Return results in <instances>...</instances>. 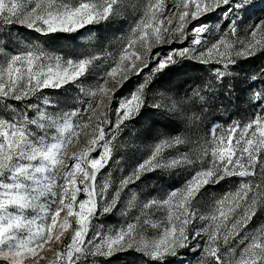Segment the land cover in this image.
<instances>
[{"label": "snow or ice", "instance_id": "6c2138e0", "mask_svg": "<svg viewBox=\"0 0 264 264\" xmlns=\"http://www.w3.org/2000/svg\"><path fill=\"white\" fill-rule=\"evenodd\" d=\"M128 12V0H0V264H264V225L249 229L264 211V66L241 67L264 55V15L247 23L264 0H143L131 23ZM241 102L244 118L189 147L208 115ZM136 126L151 144L114 181ZM122 206L124 227L94 223Z\"/></svg>", "mask_w": 264, "mask_h": 264}, {"label": "rangeland", "instance_id": "374dc122", "mask_svg": "<svg viewBox=\"0 0 264 264\" xmlns=\"http://www.w3.org/2000/svg\"><path fill=\"white\" fill-rule=\"evenodd\" d=\"M143 3V0H128L129 4V12L127 14V23H131L132 20V13L135 11V9ZM264 15V13H256L255 15L251 16L247 23H253L257 19V17ZM127 23L123 25L122 31L127 30ZM245 25H242L241 28L243 29ZM116 35H120V33H116ZM81 45H88L89 41L86 39L81 40ZM98 45L104 46L107 48L108 51H112L114 49L113 46H109L108 40L99 41L97 42ZM45 47L49 48L50 50L57 51V52H64L67 54L69 50L72 48L71 42L67 40H55L52 39L49 43L45 45ZM264 66V55H257L256 57H253L248 62H242L241 67L244 69V72L247 71H254L258 69L259 67ZM210 67V66H209ZM244 73H241L240 75L243 76ZM191 76L197 77L198 79L190 85H186L184 89H180L182 92L186 90L189 87H194L195 83H199L202 80H206L209 78L208 71L204 72H193L190 73ZM181 80H174L171 87L173 88H179V85L181 84ZM95 78H89L87 81V85L94 84ZM86 85V86H87ZM249 111L248 104L245 102H241L239 104V111L237 113V108L235 106L231 107L228 112H217L213 111L210 115H208L207 119L204 122V125L201 126L199 129H194L190 135L192 138V144L189 145V147L192 150L198 149L202 143L203 139L206 136L205 129L210 127L213 124H219L226 126V122L228 121V116L232 115L233 119H242L245 117L246 113ZM139 126H136L132 129L131 133H125L123 134L119 142L126 145L125 149H121L120 152L117 154V158L119 159V164H113L112 168L110 169L112 173V179L114 181H118L119 178L126 174L127 171L130 170V167L135 163L137 159H139L145 150V146L148 144H151L150 140H145V138L139 134ZM159 131V130H158ZM163 131H170V130H163ZM82 147V145L78 144L76 146V149L79 150V148ZM102 179V178H99ZM255 182V181H254ZM155 183V182H152ZM144 186L141 185V188ZM233 188L232 184H223L222 186H218L215 190H212L213 194L215 196H220L224 192L229 191ZM137 192H140V188L134 189ZM147 190V189H145ZM167 190V185L161 186V194H163L164 191ZM201 211H207V207H201ZM123 212V206L121 211L114 212L111 215L101 217L98 223L103 225V228L101 231H115L118 230L121 227L125 226L126 221L130 219L131 210L129 212ZM260 225H264V211H257V215L253 218V221L249 225V229H255L259 227ZM91 235V233H90ZM227 246L222 247V251L225 250ZM199 257H197V260ZM141 264V259L137 255H129L124 254L120 255L116 258H113L112 264ZM193 264H196V261H193Z\"/></svg>", "mask_w": 264, "mask_h": 264}]
</instances>
